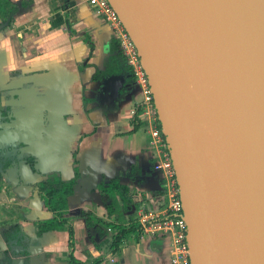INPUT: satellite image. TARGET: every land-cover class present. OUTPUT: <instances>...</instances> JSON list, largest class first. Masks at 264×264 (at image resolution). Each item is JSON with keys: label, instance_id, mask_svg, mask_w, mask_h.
Instances as JSON below:
<instances>
[{"label": "crops", "instance_id": "crops-1", "mask_svg": "<svg viewBox=\"0 0 264 264\" xmlns=\"http://www.w3.org/2000/svg\"><path fill=\"white\" fill-rule=\"evenodd\" d=\"M114 38L113 26L90 0L1 2L0 150L14 155L18 147V160L0 174V262L2 252L9 250L1 235L18 225L24 238L17 244L24 250L10 254V264H74L69 257L71 225L72 257L83 264L96 259H102L100 264H170L171 238L142 228L149 213L161 218L167 201L152 169L143 95L134 80L126 82L129 75L114 70ZM109 77L123 79L115 84L118 94L102 92L101 83ZM23 155L32 158L33 172L20 159ZM75 171L78 185L65 214L69 224L62 231L37 235L34 223L52 214L32 185L48 173L68 181ZM118 172L138 176L120 180L130 203L125 207L114 193L117 212L110 216L98 177L111 179ZM82 212L140 231L112 252L111 233L99 238L93 229L88 231Z\"/></svg>", "mask_w": 264, "mask_h": 264}, {"label": "water", "instance_id": "water-1", "mask_svg": "<svg viewBox=\"0 0 264 264\" xmlns=\"http://www.w3.org/2000/svg\"><path fill=\"white\" fill-rule=\"evenodd\" d=\"M108 2L148 77L191 264H264V0ZM121 82L105 79L102 92ZM17 243L10 253L23 252Z\"/></svg>", "mask_w": 264, "mask_h": 264}, {"label": "built area", "instance_id": "built-area-1", "mask_svg": "<svg viewBox=\"0 0 264 264\" xmlns=\"http://www.w3.org/2000/svg\"><path fill=\"white\" fill-rule=\"evenodd\" d=\"M90 2L98 12L103 14L105 20L113 26L115 39L119 43V51L132 70L135 84L141 89L143 110L149 115V151L152 152V169L161 181V188L167 201V206L161 218L149 213L150 220L143 221L142 228L144 232L152 236L160 233L171 238L173 251L169 259L170 264H191V251L187 239V223L184 217L176 169L166 137L160 126L158 112L144 66L134 42L108 0H90ZM129 113L131 118L135 117V108H132ZM147 222L148 224L145 225ZM107 231L111 233L110 228Z\"/></svg>", "mask_w": 264, "mask_h": 264}, {"label": "trees", "instance_id": "trees-1", "mask_svg": "<svg viewBox=\"0 0 264 264\" xmlns=\"http://www.w3.org/2000/svg\"><path fill=\"white\" fill-rule=\"evenodd\" d=\"M4 4L5 0H0V4ZM16 9L10 10L9 16L11 12H15ZM111 51L115 53L114 59H112L114 70H122L124 73L129 75V78L126 82H133L134 77L132 75L131 68L127 65L124 56L119 51V43L117 39L112 40ZM2 119L4 118L5 113H1ZM137 125V123H136ZM14 155L9 152L7 155L0 150V174L4 172L8 167L12 164L17 163L18 160V147L13 149ZM20 159L24 160L27 164L30 165L32 172L33 169V160L32 158L23 155L20 156ZM76 172V171H75ZM138 173V172H137ZM137 173H124L121 172L116 173V175L111 179H104L102 177H98V186L102 193L103 202L108 211V214L111 216L114 212H117L116 202L113 197L114 193H118L125 207L130 203V196L128 193V189L125 186L120 184V180L122 178H128L129 180H134L138 175ZM46 179L32 185L31 189L36 193L39 199L42 201L44 209L52 214V218L49 220H37L34 224L36 227L37 235H41L43 233L48 232H59L64 230L65 225L68 223V219L65 217L67 213V201L70 196L74 194V191L78 185V173L76 172L74 178L68 181L61 180L60 176L57 173H48L45 175ZM81 217L84 218L86 227L88 231L92 229L97 233L98 237L108 234V228L111 229L112 235V243H111V251L115 252L134 232H139L140 230L136 228L134 225H113L110 223L103 222L98 220L93 215L82 212ZM69 224V223H68ZM69 236V257L70 262L74 264H83L79 261H76L72 257V248H73V230L71 225H69L68 229ZM1 238L5 244L12 240H17L18 243H21L24 238V234L21 232L20 227L18 225H12L8 230L4 231L1 235ZM14 253H10L9 250H5L2 252V260L0 264H10L11 255ZM25 255V252L22 253ZM102 259H96L92 264H100Z\"/></svg>", "mask_w": 264, "mask_h": 264}, {"label": "bare ground", "instance_id": "bare-ground-1", "mask_svg": "<svg viewBox=\"0 0 264 264\" xmlns=\"http://www.w3.org/2000/svg\"><path fill=\"white\" fill-rule=\"evenodd\" d=\"M260 66L262 68L264 67V58H261V65ZM258 88H259V91L261 93L260 106H261V109H262V116H263V119H264V76L260 79V81L258 83ZM153 100H154V97H153ZM160 126H161V124H160Z\"/></svg>", "mask_w": 264, "mask_h": 264}]
</instances>
